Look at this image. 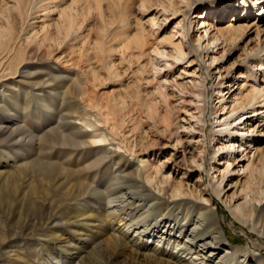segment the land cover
I'll use <instances>...</instances> for the list:
<instances>
[{
  "label": "bare ground",
  "instance_id": "bare-ground-1",
  "mask_svg": "<svg viewBox=\"0 0 264 264\" xmlns=\"http://www.w3.org/2000/svg\"><path fill=\"white\" fill-rule=\"evenodd\" d=\"M65 1H49L42 7L41 11L45 12L41 14V17L43 16L42 19H44L50 12H55L56 19L51 18L50 21L55 23L57 36L64 32V37L67 38L78 32L76 28L79 24L77 18L79 15L74 7L75 0H68L67 4L61 7L60 5ZM178 1L179 3L188 2L187 0ZM194 1L188 4L186 11L179 10V4L174 0H169L168 7L163 6V11L168 14L164 21L173 20L180 14L184 16L183 22L188 21L183 23L180 20L173 26L175 33L171 34L172 45L169 51L147 47V44L145 45L142 41V34L136 37L139 39L134 42V46H130L131 42L127 49H131V58H137L138 55H145L150 59V56H161L166 60L172 58L174 62L185 61L187 66L196 64L192 72L186 74L190 76L188 83L195 90L193 98L197 99L196 102L202 101L205 107L195 104V109L193 108L196 110L195 115L188 113L191 119L186 120L187 126L179 124V127L190 130L197 124L199 125L197 130L204 132L206 121L202 116L205 113V108L208 109L211 116H214L215 126L212 135L208 134L207 150L206 148L202 150L203 156L198 155L200 158L198 166L205 169V153L213 154L215 166H209L206 169L209 175L213 171H218V176L212 175L213 179L218 181L219 187L213 198H204L200 194L199 198L195 199L190 187L184 186L180 181H173L172 170H169L168 164L170 156L164 157L163 160L155 159L152 162L150 161L153 160L152 158L149 159L147 155H141L140 150H147L152 146H143L142 139L134 136V129L128 128L122 131V123L125 119L114 121L113 118L107 116H98L93 110L80 107V99L71 97L65 90L60 91L62 100L58 104L49 105L46 103L48 98L45 97L46 91L43 89L49 87L52 78L49 82L32 84L34 85L33 90H38V92H34L37 93L35 96H38L35 100H29L27 94L24 101L13 98L10 88L19 91L22 88L19 80L17 86L12 83L0 85L5 89L3 91L0 89V149L6 151L9 156V151L12 149L7 151L4 146L10 145L11 148H16L15 145H29L26 151L20 150L19 159L17 155L12 154L13 160L9 164L12 167H8L6 173L0 172V180L2 179L1 175L5 176L3 184L7 182L12 185L8 196H12L16 192L13 189V183L17 185L21 182L19 187L26 188L25 195L32 203L35 201L34 196L31 195L36 189L34 181L40 182L42 177L48 178L43 189L69 183L74 192H77L75 202H85L94 211L100 209L102 214L96 212V215L109 222L108 231L110 233L116 231L114 237L111 236L113 239L109 242L110 244L108 243L109 247L106 249L112 251L121 249L123 246H138L131 250L134 251L138 260L148 264H264V259L258 251L248 247L236 248L228 244L220 226L215 204V198H221L223 201L227 198L229 202H232L237 196L241 202L234 204L235 199L233 204H229V209L232 213L238 212L243 216L245 208L252 212L256 206L264 203V195H262L263 198H259L258 191L254 190V187L251 188V180L255 173L258 172L261 178L264 177V144L259 146L257 143L260 137L264 136V85L259 84L255 79L252 83H247L246 77H243L240 82L234 79L233 84L227 83V92L217 89L219 85H222L221 82L212 87L207 86V80L211 76L216 80L229 77L227 70L225 68V70H221V64H217V61L220 63L226 50L240 41L242 33H246L252 28L256 32L257 38L264 34V0H251V2L238 0L240 4L238 9L249 12L247 6L250 5L254 9L251 15H254V18L258 17L250 24H235L234 18L230 22L226 19V21L218 23L215 19L209 18V6L220 2V6L223 7L220 8V11L216 10L220 15L226 7L225 3L220 0ZM202 4H205L206 8L199 12L200 15H196L197 21L193 23L188 15L193 8ZM231 10L229 8L226 11L236 15L237 10ZM223 16H225L224 13ZM158 18V16L152 18L153 24L158 22ZM50 25L51 23H48L45 27L48 28ZM180 27L183 28V32L179 34L177 29ZM2 33L0 32V45L2 44V49L5 48V52L1 53V58L5 60L15 48L10 49L9 45L4 44L3 40L6 38L2 37ZM35 34L30 32L23 41L26 39L27 44L36 42L37 40L33 38ZM55 38L56 36L51 35L45 29L42 41L52 42L56 40ZM129 39L133 41L132 38ZM186 41H189L188 46H186ZM49 50H52V46H49ZM137 51L139 54H135ZM31 52L39 53V50L35 48ZM44 52L46 53V50ZM248 53L252 56L251 59L258 60V63L252 66V70H262L261 73L264 74V45L252 47ZM143 67L145 66L139 68V72ZM212 70L214 73L211 72ZM114 71V68L111 67L109 72ZM199 71H201L200 74L196 75ZM195 76H199L200 80L197 81ZM213 89L216 90V98L220 97V99L214 100L211 94L208 95L207 91ZM226 95L227 100L225 99ZM167 96L166 93V100ZM68 98H72L75 102L71 109L64 108L63 101L66 102ZM153 100H149L150 102L147 104L150 109L157 104ZM162 100H165V97ZM37 105L47 109L49 121L46 126H43L39 121V126L31 129L29 126L32 125L27 124L25 119L33 107L36 110ZM169 108L172 107L165 106V111L160 118L163 133L171 131L172 121L167 113ZM13 109L18 115L11 112ZM34 112L35 115L41 114V111ZM182 120L180 119V121ZM117 123L120 124L121 129L116 127ZM117 136H121L122 142L116 139ZM179 142L181 141L177 139V144ZM141 147L144 148L139 149ZM81 151H91L94 155L84 162L80 157H76ZM217 157H219L218 160H216ZM192 161L194 164L197 163L196 160ZM228 174L238 176L233 186L238 187L239 191H234L230 197L226 195L228 188H225L228 185L224 182ZM37 176L41 177L40 180H36ZM23 179L26 181L25 186ZM248 188H250L249 194ZM3 193H0V198H3ZM212 199L213 201H211ZM24 202L26 203V198ZM30 202L26 203L27 211H30ZM39 209L37 212L39 217L36 215L32 217L37 218L39 224L46 221L44 226L57 227L61 225L55 220L56 213L51 216L47 215V220L46 216L43 217L49 209L46 203L42 204ZM84 213H87V216L94 215L91 212L88 213V210ZM91 221L99 227L102 226V220ZM67 223L75 224L70 221ZM257 230L261 234L264 233L259 226ZM99 232L100 230L97 233V238H99ZM127 236L132 238L128 242L126 241ZM143 238L146 239L143 240ZM11 239L12 237L3 234L0 222V264L4 259L2 255L6 254L7 247L12 242ZM134 240L138 242L135 244ZM95 241L96 239H93L91 242ZM152 241L154 249L149 251L147 246ZM97 243L99 241L90 243V245L93 248ZM168 245L172 247L167 248ZM179 245L176 252L175 248ZM92 248L88 251L79 249L71 255L76 253L80 264H94ZM158 248H161L159 253L156 252Z\"/></svg>",
  "mask_w": 264,
  "mask_h": 264
},
{
  "label": "rangeland",
  "instance_id": "rangeland-1",
  "mask_svg": "<svg viewBox=\"0 0 264 264\" xmlns=\"http://www.w3.org/2000/svg\"><path fill=\"white\" fill-rule=\"evenodd\" d=\"M49 1L51 0H0V32H3L2 37L6 38L3 40L4 44L9 45L10 49L15 48L3 60L1 53L5 52V48L2 49V44L0 45V85L12 83L17 86L19 80L20 87H22L19 91L10 88L13 98L24 101L27 94L29 100H35L38 96H35L37 93L34 92H38V90H33L34 85L32 84L49 82L52 78L49 87L43 89L46 91L45 97L48 98L46 103L49 105L58 104L62 100L60 91L65 90L71 97L80 99V107L93 110L98 116H107L113 118L114 121L125 119L122 123L123 128L118 123L116 127L122 128V131L128 128L134 129V136L142 139L143 146H152L147 150L136 149L141 155H147L149 159L152 158L153 160H150L152 162L155 159L163 160L164 157L170 156L168 164L169 170H172L173 181H180L184 186L190 187L195 199L199 198L200 194L204 198H213L219 187L218 181L216 182L212 175L218 176V171H213L209 175L206 170L209 166H215L213 154L205 153V169L198 166V162H200L198 155L203 156L202 150L209 144L208 134L212 135L215 126L214 116H211L208 109L205 108V113L202 116L206 121L204 132L197 130L199 126L197 124L190 130L188 128L189 131L187 128L179 127V124L187 126L186 120L191 119L188 113L195 115V104L199 107L204 106L202 101L196 102L197 99L193 98L195 90L188 83L190 76L186 74L192 72L196 64L187 66L185 61L174 62L172 58L166 60L161 56H150V59L148 56L138 55L137 58H131V49H127L128 44L132 42L130 46H134V42L139 39L136 37L142 34V41L145 45L147 44V47L169 51L172 45L170 37L172 33H175L173 26L180 20L182 21L184 16L180 14L173 20L164 21L168 14L163 11V6L168 7L169 0H75L74 7L79 15L77 17L79 24L76 28L78 32L66 38L64 32L57 36L55 23L50 21L51 18L56 19L55 12H50L44 19H42L43 16L41 17V14L45 12L41 11L42 7ZM66 1L60 6L64 7L67 4ZM174 1L179 4L178 7L181 11H186L188 4L195 2L194 0H187V3ZM220 1L226 4L225 9L223 8L224 12L222 11L225 16L222 17V14L217 13L223 6H220V2H216L208 9L211 20L215 19L216 22L221 23L226 19L230 22L234 18L235 24H250L258 18L251 15L254 9L250 5L247 6L249 12H244L242 9H238L240 5L238 0ZM248 1L251 2V0ZM250 2L249 4H252ZM50 8L52 9V7ZM205 8V4L193 8L188 15L193 23L197 21L196 15H200L199 12ZM229 8L237 10L236 15L229 14L226 11ZM154 16L159 17L155 24L152 21ZM186 22L188 21L183 23ZM48 23L51 25L47 28L45 25ZM45 29L51 35L56 36L55 41H42ZM253 30L251 28L248 32L242 33L240 41L237 44L229 45L230 47L226 50L220 63L217 61V64H221V70H227L229 77L216 80L211 76L207 80V86L212 87L221 82L222 85H219L217 89L227 92V83L233 84L234 79L240 82L243 77H246L247 83H252L255 79L259 84L264 85L262 70H252V66L257 64L258 60L251 59L252 56L248 53L252 47L264 45V34L257 38L256 32ZM26 31L28 32L26 33ZM178 31L179 34L182 33L183 28L180 27L177 29V33ZM30 32L34 34L36 32L33 38L37 41L27 44L26 39L24 41L23 39ZM129 38H132L133 41H130ZM188 45L189 41H186V46ZM49 46H52V50H49ZM35 48L39 50V53L31 52ZM16 52L18 54L15 55ZM138 52L135 54H139ZM261 54L263 56V53ZM142 66L145 67L139 72V68ZM111 67L115 70L112 73L109 72ZM200 72H197L196 75ZM195 77L197 81L200 80L199 76ZM14 81L15 83H13ZM0 89L5 90L1 87ZM166 93L168 94L167 100ZM207 93L211 94L214 100L220 99V97L216 98L215 89L209 90ZM164 97L165 100H162ZM152 99L157 104L150 109L147 104ZM63 104L65 109L67 107L71 109L75 102L72 98H68L66 102L63 101ZM167 105L172 107L167 109L172 125L170 132L163 133L160 118ZM36 110L41 111V114L35 115L34 111ZM36 110L33 107L25 119L27 124L32 125L29 126L31 129L38 127L39 121L43 126H46L49 121L47 109L37 105ZM11 112L18 115L14 109ZM180 119L183 120L180 121ZM116 139L119 142L123 140L121 136H117ZM177 139L181 141L178 144ZM257 143L259 146L263 145L264 136H261ZM4 147L7 148V151L10 149L12 151H9L8 156L6 151L0 149V172L2 173H6L8 167H12V165L9 166L13 160L12 154L17 155L19 159L20 150L26 151L29 145H15L16 148H11L10 145ZM93 155L91 151H81L76 157H80L85 162ZM191 159L196 160L197 163L194 164ZM218 159L219 157L216 160ZM4 177L1 175L2 179L0 180V193L4 192L3 198H0V222L3 234L12 237V242L7 247L6 254L2 255L4 257L1 261L2 264H80L76 253L71 254L79 249L88 251L92 248L90 243L98 241L99 243L91 251L94 264H148L138 260L134 251L131 250L138 246H123L121 249L112 251L106 249L116 231L110 233L108 231L109 222L96 215V212L102 214L100 209L94 211L85 202H75L77 192H74L69 183L55 185L56 189H43L48 178L37 176L36 180L41 178V181L33 182L36 189L34 193H31L35 198L32 203L25 195L26 188L19 187L21 182L17 185L13 183V189L16 192L14 195L8 196L12 185L7 182L3 184ZM237 178L238 176L228 174L224 180L228 185L225 188H228L226 190L228 197L234 191H239L238 187L233 186ZM24 181L23 179L25 186L26 181L25 183ZM251 182V188L254 187L253 189L258 191L259 198H263L264 177L261 178L260 173L257 172ZM249 189H247L248 194ZM25 198L26 203L30 202V211H27ZM226 200L215 198L217 214L225 240L232 247H248L258 251L264 259V233L261 234L257 230L259 226L264 231V203L256 206L252 212L245 208L242 216L238 212L232 213L229 209V204H233L234 201V204H237L241 200L237 196L232 202H229L227 198ZM44 203L47 207L49 206V209L43 217L46 216L47 220V215L51 216L56 213L55 220L61 223L60 226H44L46 221L40 223L42 224L40 226L37 218H32L35 215L39 217L37 212ZM87 210L88 213L91 212L94 215L87 216V213H84ZM91 220H102V226H97ZM67 221L75 222V224H69ZM99 230V238H97ZM93 239L96 241L91 242ZM129 239L132 238L127 236L126 241L128 242ZM145 239L143 238V240ZM133 242L136 244L138 241L134 240ZM152 243L153 241L148 244L147 250L154 249ZM174 243L176 244V242ZM170 247L172 246H167V248ZM179 247L180 245L175 248L176 252ZM156 252H161V248H158Z\"/></svg>",
  "mask_w": 264,
  "mask_h": 264
}]
</instances>
